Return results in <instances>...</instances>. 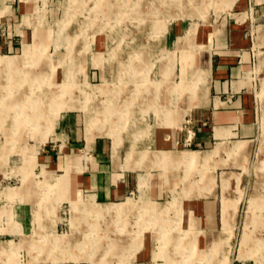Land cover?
<instances>
[{
    "label": "rangeland",
    "instance_id": "1",
    "mask_svg": "<svg viewBox=\"0 0 264 264\" xmlns=\"http://www.w3.org/2000/svg\"><path fill=\"white\" fill-rule=\"evenodd\" d=\"M22 2L28 8L12 28L17 49L0 50L6 53L0 55V264H264V132L243 156L245 142L238 141L229 151L236 160L226 155L229 141L215 164L218 147L206 156L196 151L192 162L181 152L159 151L158 163L176 164L142 169L141 186L138 179L114 203L73 190L69 169L79 159L67 155L63 167L39 156L60 112L73 109L88 143L101 135L114 152L132 144L131 155L148 153L156 144L153 111L158 124L180 125L207 97L211 32L199 33L200 26L231 3ZM174 21L187 30L174 48L164 47ZM263 104L258 95L264 115ZM202 198L221 206L213 243L216 231L210 235L198 218ZM19 202L30 206L25 233L12 215Z\"/></svg>",
    "mask_w": 264,
    "mask_h": 264
},
{
    "label": "crops",
    "instance_id": "2",
    "mask_svg": "<svg viewBox=\"0 0 264 264\" xmlns=\"http://www.w3.org/2000/svg\"><path fill=\"white\" fill-rule=\"evenodd\" d=\"M216 2L220 5L231 4L226 6L211 24L209 21L200 24L199 33L206 35L211 32L210 50L206 53L209 57L207 97L202 104L195 105L197 107L186 114L180 125L158 124V117L153 111L156 121L152 140L156 144L153 148H148V153L142 157L139 151L131 155L128 151L134 148L132 144L125 151L121 144L118 151L114 152L113 141L101 135H96L88 143L86 128L84 133L80 116L75 109L60 112L55 120L53 134L40 146L39 156L45 164H60L63 167L67 155L79 159L77 165L69 169L71 185L75 192L80 189L81 192L94 195L96 200L104 203L120 202L114 200L121 199L133 190L138 179L141 186V180L145 179L139 175L142 169L147 166L167 167L171 163L176 164L174 161L167 164L158 163L159 151L177 154L192 150L206 156L209 151L218 147V153L211 161L215 164L214 157L219 152H225L224 148L230 146L229 141L232 140L233 143L226 150V155L236 160L238 154L243 156V153H247L248 142L254 141L264 132L263 111L260 113L256 108L258 95L264 99V0ZM27 8L28 4L22 0H0V50L17 49L18 43L12 28L19 14L22 20V12H26ZM20 24L21 22L18 27ZM19 29L21 28H17ZM186 30L187 28L182 31L180 22H172L167 26L162 45L168 47L173 44L174 48L177 37L183 35ZM22 46L23 42L20 54L23 53ZM195 65H202L198 56ZM259 82L261 88L258 92L256 86ZM148 126L152 127V124L146 121L145 127ZM240 140L245 142L244 150L238 154H230L229 151ZM225 161L224 158L222 162ZM165 170L167 173V169ZM196 206L202 226L210 231V235L216 231L208 239L213 243L221 228V206L214 198H202ZM11 209L13 219L15 216L20 223L21 231H28L30 206L19 202Z\"/></svg>",
    "mask_w": 264,
    "mask_h": 264
},
{
    "label": "bare ground",
    "instance_id": "3",
    "mask_svg": "<svg viewBox=\"0 0 264 264\" xmlns=\"http://www.w3.org/2000/svg\"><path fill=\"white\" fill-rule=\"evenodd\" d=\"M26 47V46H25ZM6 65H9V63L7 62V64ZM46 98L50 101V102H55V101H58V98H59V96H57V95H54V94H51V96L48 94V95H46ZM52 98H53V100H52ZM43 99V98H42ZM43 102V101H42ZM36 106V105H35ZM197 154V152L196 151H189V152H181L180 153V157H183L184 158V160L185 161H187V162H192V161H194L195 160V158H196V155Z\"/></svg>",
    "mask_w": 264,
    "mask_h": 264
}]
</instances>
